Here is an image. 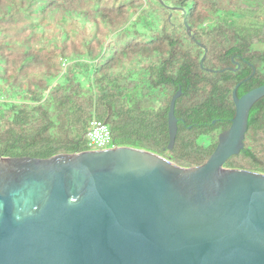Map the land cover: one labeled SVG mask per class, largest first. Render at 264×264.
<instances>
[{"label":"trees","instance_id":"1","mask_svg":"<svg viewBox=\"0 0 264 264\" xmlns=\"http://www.w3.org/2000/svg\"><path fill=\"white\" fill-rule=\"evenodd\" d=\"M237 86H264V0H0V159L91 151L97 119L117 147L197 168L231 126ZM244 145L222 167L264 175V97Z\"/></svg>","mask_w":264,"mask_h":264},{"label":"water","instance_id":"2","mask_svg":"<svg viewBox=\"0 0 264 264\" xmlns=\"http://www.w3.org/2000/svg\"><path fill=\"white\" fill-rule=\"evenodd\" d=\"M238 88L230 128L197 168L125 147L0 159V264H264V175L222 167L264 97Z\"/></svg>","mask_w":264,"mask_h":264},{"label":"built area","instance_id":"3","mask_svg":"<svg viewBox=\"0 0 264 264\" xmlns=\"http://www.w3.org/2000/svg\"><path fill=\"white\" fill-rule=\"evenodd\" d=\"M3 102L4 98L0 95V103ZM88 138L91 151L118 148L112 143L109 127L97 119H93L90 122Z\"/></svg>","mask_w":264,"mask_h":264},{"label":"rangeland","instance_id":"4","mask_svg":"<svg viewBox=\"0 0 264 264\" xmlns=\"http://www.w3.org/2000/svg\"><path fill=\"white\" fill-rule=\"evenodd\" d=\"M246 19L253 20L254 18L253 17H247ZM262 19H263V17H260V16H257L256 17V20L259 21L258 23H261L262 22Z\"/></svg>","mask_w":264,"mask_h":264},{"label":"flooded vegetation","instance_id":"5","mask_svg":"<svg viewBox=\"0 0 264 264\" xmlns=\"http://www.w3.org/2000/svg\"><path fill=\"white\" fill-rule=\"evenodd\" d=\"M238 70V69H237ZM219 136H220V134H219Z\"/></svg>","mask_w":264,"mask_h":264}]
</instances>
